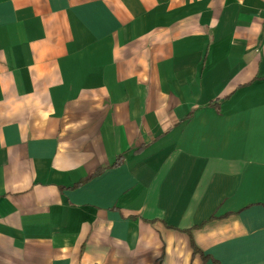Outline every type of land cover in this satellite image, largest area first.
Here are the masks:
<instances>
[{
  "label": "crops",
  "instance_id": "crops-1",
  "mask_svg": "<svg viewBox=\"0 0 264 264\" xmlns=\"http://www.w3.org/2000/svg\"><path fill=\"white\" fill-rule=\"evenodd\" d=\"M0 264H264V0H0Z\"/></svg>",
  "mask_w": 264,
  "mask_h": 264
},
{
  "label": "trees",
  "instance_id": "trees-1",
  "mask_svg": "<svg viewBox=\"0 0 264 264\" xmlns=\"http://www.w3.org/2000/svg\"><path fill=\"white\" fill-rule=\"evenodd\" d=\"M121 163H122V161H121V157H119V158L116 160V162L114 163V166H118V165H120ZM100 172H101V171L98 170L95 174L97 175V174H99ZM92 177H93V176L91 175V176L87 177L86 179L79 181L78 183H76V184H74L72 187H70L69 189H75V188L79 187L80 185H82V184H84L85 182H87L88 180H90V178H92ZM186 232L189 233L188 230H187ZM191 247H192V249H193L194 252H198V249L195 247V245L193 244L192 241H191Z\"/></svg>",
  "mask_w": 264,
  "mask_h": 264
}]
</instances>
